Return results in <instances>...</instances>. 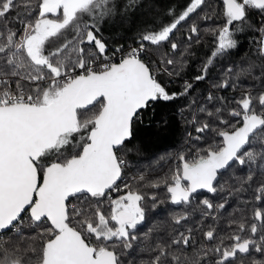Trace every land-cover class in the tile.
<instances>
[{
  "label": "snow or ice",
  "instance_id": "6c2138e0",
  "mask_svg": "<svg viewBox=\"0 0 264 264\" xmlns=\"http://www.w3.org/2000/svg\"><path fill=\"white\" fill-rule=\"evenodd\" d=\"M204 2L191 0L174 22L144 34L142 39L152 44L169 41L177 26ZM18 5L19 0H0V77L18 76L36 86L26 93L19 80L15 90L7 86V80H0L5 85L0 89V264H124L121 256L124 250L133 248L132 241L137 239L136 230L145 221L148 206L137 191L110 198L111 191L119 190L117 181L126 164L118 153L133 138L135 123L150 104L183 96L193 84L185 82L183 92L169 93L139 58L143 45L131 49L119 63L111 62L105 43L95 33L101 22L114 14L113 0H37L35 8L31 0H23L27 18L19 12L14 17L23 25L19 32L8 27V17ZM223 6L226 22L219 29L206 30L213 32L217 46L196 81L206 78L216 57L237 46L234 22L245 23L249 10L264 12V0H223ZM84 17L94 23L81 27ZM70 28L76 30L75 40L63 42L54 50L47 47L52 38H63ZM260 31L264 34V24ZM191 33H199L196 24ZM84 44H94L97 51H86L81 47ZM178 47L171 43L173 50ZM260 51L264 55V35ZM98 56H103L99 71L92 66ZM166 63L175 61L168 59ZM77 68L83 71L73 75ZM227 71L233 72L231 68ZM246 71L241 69L236 77ZM39 81L47 86L41 87ZM228 86L227 80L214 85ZM208 99H213L211 94ZM234 103L237 108L228 110L229 116L238 118L234 123L223 119V110L216 108L207 115L216 116L223 128H214L210 122L195 128L201 134L214 132L219 141L197 150L191 159L181 153L180 165L170 178L161 181L173 204L189 203L198 189L216 192L214 181L220 172L235 163L255 162L261 156L249 149L256 141L264 143V92L253 95L245 91ZM252 178L249 175L248 180ZM153 186L159 187V183ZM257 192L255 199L264 201V184ZM70 198L93 200L90 206L94 212L89 215L75 206L70 212ZM102 199L109 200L107 213L101 210ZM202 203L214 208L207 199ZM77 216L83 218L73 224ZM183 219L186 217H174L177 224ZM254 220L259 225L240 223L236 233L228 237L232 243L211 250L218 257L214 264H235L237 260L245 264L242 257L252 250L264 254V207L254 209ZM25 227L41 231L26 239L22 231ZM249 232L251 235H241ZM8 233L15 234L11 244L12 238L5 239ZM257 235L259 240L252 238ZM205 237L214 239V230L207 231ZM37 240L42 243L37 245ZM190 241V236L180 234L170 245L158 246L159 254L149 264H163L166 248L187 246ZM172 259L179 261L180 257L173 255ZM251 264H264V260Z\"/></svg>",
  "mask_w": 264,
  "mask_h": 264
},
{
  "label": "trees",
  "instance_id": "16d2710c",
  "mask_svg": "<svg viewBox=\"0 0 264 264\" xmlns=\"http://www.w3.org/2000/svg\"><path fill=\"white\" fill-rule=\"evenodd\" d=\"M148 1H158L151 8L150 18H138L134 12L130 13L129 10L133 8L129 7L128 1L122 5H116L113 1L115 11L118 8L122 11L117 18H105L101 22L99 31L95 33L97 38L105 43L108 57L118 52L117 49L122 51L127 45L142 44L143 50L139 53V58L150 66L153 74L169 93L183 92L185 82L193 84V88L176 99L152 103L147 110L142 112L141 118L135 123L133 138L130 142H126L118 153L126 164L117 182L119 186L117 192L121 194L132 190L145 197L142 203L148 206V210L140 230L145 233L147 231L150 240L174 239L178 230H198L202 233L201 238L203 239L204 233L212 229L215 232L214 239L217 246H226L230 244L228 237L236 233L240 223L249 227L253 222L258 225L260 223L254 220V209L264 207V201L255 199L258 195L257 189L264 184V168L261 167L264 164V143L256 141L249 149L261 153L255 162L244 165L235 163L219 174L214 184L217 191L212 195L207 194V199L213 200L215 206L220 204L225 206L215 207L214 213L208 212V208L203 203L188 210L178 211L179 208L171 207L165 212H159L157 207L148 200L155 193L166 190V185L161 181L170 178L175 168L179 166L181 162L178 157L181 153L191 159L197 154V150L205 149L209 144L219 141L220 138L214 132L206 131L201 134L195 131V128L203 122H210L214 128L224 127L219 124L216 116L209 117L208 111L215 112L216 108H221L223 110L221 117L234 123L238 118L228 114V110L237 108L234 101L239 100L245 91H251L253 95L264 92V55L261 54L259 48L262 35H264L260 31L264 24V12L249 10L245 23L234 22L232 30L235 31L237 46L216 57L207 70L206 78L196 81L195 77L202 74L204 65L211 58L217 46V39L213 32L206 30L219 29L226 22L223 0H205L200 8L190 14L189 18L182 21L170 34L169 41L171 42L163 41L159 44L144 41L142 36L159 31L162 26L174 22L186 10L190 0L181 4H177L176 1L173 4V0ZM36 3L37 0H31L33 8ZM134 9H136L135 6ZM17 12L23 18H27L23 0H19L17 9L8 17V27L19 32L22 31L23 25L14 19ZM35 14L34 12L33 15ZM205 15L211 16V19H204ZM93 23V19L84 17L81 27L91 26ZM193 24L198 26V34L191 33ZM65 35L69 38L68 40L65 39L66 36L60 39L52 38L48 48L54 50L61 39L73 41L77 37L76 30L73 28ZM189 36H192L191 40L188 39ZM172 42L179 45L176 50L171 48ZM81 47H84L86 51H97L94 44H84ZM168 59L174 60L175 63L167 64ZM102 61L103 56H98L96 63L93 64L96 70V66ZM229 68L233 70L232 73H228ZM241 69L249 71L240 74L237 78L236 73H239ZM20 71L24 72L23 69ZM0 80H7V86L12 90L16 89V82L19 80L26 93L33 92L36 86L31 81L20 80L18 76L0 77ZM224 80L228 81V87H214ZM38 83L41 87L47 86L45 81ZM4 86L0 82V89ZM209 94L213 97L212 100L208 99ZM201 108L207 111L201 112ZM257 110H259V105H257ZM194 117L196 123H193ZM196 136L201 138L197 140ZM78 140L79 134L76 136V141ZM249 175L253 177L252 180H248ZM158 183L159 187L153 186ZM109 194L110 198L114 197V191ZM93 202V200L70 198L69 211L71 212L72 207L75 206L91 215L94 208L90 204ZM101 210L108 212V199H102ZM178 216L186 217L179 223L182 224L181 226L175 225L174 217ZM82 218L74 217L73 224ZM195 226L199 227L194 228ZM22 231L27 239V237H36L41 229L25 227ZM246 234L251 235L250 232L244 233ZM14 237V233H8L5 239L12 238L9 239L11 244ZM252 238L259 240V235ZM35 243L38 245L42 241L37 240ZM245 260L247 264H251L253 260H264V254L252 250Z\"/></svg>",
  "mask_w": 264,
  "mask_h": 264
},
{
  "label": "flooded vegetation",
  "instance_id": "af4514ba",
  "mask_svg": "<svg viewBox=\"0 0 264 264\" xmlns=\"http://www.w3.org/2000/svg\"><path fill=\"white\" fill-rule=\"evenodd\" d=\"M213 193L214 192L197 191L196 193L193 194L189 203L173 204L170 199V194L167 192V186H166L165 191L155 193L153 195L156 198L155 201L152 200L153 197L152 196L149 198L148 202L153 203L157 207V210L159 212H165L166 209L171 207H177L179 208L178 211H181V210L192 209L195 205H199V203H202L203 200L207 199V194L212 195ZM125 194L126 192L120 194L117 191H114V197H111V199L118 198L119 196ZM208 201H210V203H213L214 205V208L208 209V212L214 213V210H216L215 202L211 199H209ZM175 225L181 226L182 224L175 223ZM142 227H143V222L138 226L136 230L137 239L135 241H132L133 248L130 250H124V255L121 256V260L124 262V264H149V262L152 259H154L156 255L159 254L158 246L170 245L171 241L173 240V239L150 240L148 232L146 231L145 233L140 230ZM198 227L199 226H195L194 228H198ZM205 233L202 239L201 238L202 233H200L198 230L195 231L178 230L176 233V238H179L180 234L190 236L191 237L190 244L187 246L183 244L172 245L171 248H166L167 254L161 258L163 264H197V262L198 264H214V261L218 257L217 254L211 250L215 249L217 247V244L215 239L208 240L205 237ZM241 235H244V233H241ZM214 236H215V232H214ZM93 243H95V240H93ZM230 243H232V241H230ZM118 251H120V249H118ZM206 251L208 254L204 255ZM173 255L179 256L180 260L173 261L172 259ZM247 255L248 254H245L242 257L245 261V264H247V261L245 260ZM235 264H240L239 260H237Z\"/></svg>",
  "mask_w": 264,
  "mask_h": 264
},
{
  "label": "rangeland",
  "instance_id": "374dc122",
  "mask_svg": "<svg viewBox=\"0 0 264 264\" xmlns=\"http://www.w3.org/2000/svg\"><path fill=\"white\" fill-rule=\"evenodd\" d=\"M114 2H116V5H122L124 3H126L127 1L131 4V7L133 9H130L129 12H134V14L138 17V18H150L151 17V12H152V9L154 7V4L157 3L155 1H148V0H135V3H132V0H113ZM175 1L177 2V4H181V3H184L186 2L187 0H173V4L175 3ZM114 2H113V7H114ZM190 3H191V0H190ZM189 3V5H190ZM188 5V6H189ZM134 6L136 7V9H134ZM159 7V6H157ZM120 11H122L120 8H118L117 11H114V14L110 17H107V18H117L118 17V14L120 13ZM133 15V14H132ZM134 17V16H133ZM162 18V17H160ZM71 29V28H70ZM70 29H68L65 34H67ZM66 36V35H64ZM66 40H68L69 38H67V36L65 37ZM65 39H61V42L58 43L56 45V47H59L61 43H63L64 41H66ZM51 45V41L48 42L47 44V47ZM55 47V48H56ZM108 203H109V200H108ZM109 207H110V204H109ZM95 240V239H93ZM109 243H112V242H109Z\"/></svg>",
  "mask_w": 264,
  "mask_h": 264
},
{
  "label": "built area",
  "instance_id": "2783aa9c",
  "mask_svg": "<svg viewBox=\"0 0 264 264\" xmlns=\"http://www.w3.org/2000/svg\"><path fill=\"white\" fill-rule=\"evenodd\" d=\"M141 46L142 44H137V45H127L122 51H118L116 52L114 55L112 54L111 56H109L111 62L113 63H116V62H119L123 57H125L128 52L131 50V49H141ZM260 48V47H259ZM141 52V51H140ZM139 52V53H140ZM140 56V55H139ZM100 65V64H99ZM99 65L96 66L97 70H99ZM93 66V65H92ZM94 67V66H93ZM95 68V67H94ZM83 71V69H79L77 68L75 70V72H73L72 74L73 75H76V74H79Z\"/></svg>",
  "mask_w": 264,
  "mask_h": 264
},
{
  "label": "water",
  "instance_id": "95a60500",
  "mask_svg": "<svg viewBox=\"0 0 264 264\" xmlns=\"http://www.w3.org/2000/svg\"><path fill=\"white\" fill-rule=\"evenodd\" d=\"M116 63H119V62H116ZM223 171H224V170H223ZM223 171H222V172H223ZM220 173H221V172H220ZM220 173H219V174H220ZM219 174H218V176H219ZM217 179H218V177H217ZM117 182H118V181H117ZM214 183H215V181H214ZM197 191H208V190H207V189H198ZM208 192H209V191H208Z\"/></svg>",
  "mask_w": 264,
  "mask_h": 264
}]
</instances>
